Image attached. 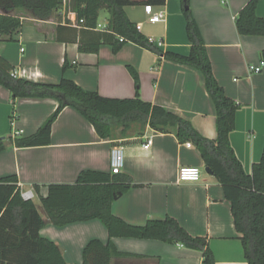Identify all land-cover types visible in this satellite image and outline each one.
Wrapping results in <instances>:
<instances>
[{"label": "crops", "instance_id": "obj_1", "mask_svg": "<svg viewBox=\"0 0 264 264\" xmlns=\"http://www.w3.org/2000/svg\"><path fill=\"white\" fill-rule=\"evenodd\" d=\"M128 1L138 4L124 9L127 18L139 26L144 37L160 43L152 45L159 53L131 42L116 53L108 45H101L97 53H81L77 40H68L67 31L61 32V40L56 39L57 27L72 24L74 18L63 7L46 21L23 11L13 12L12 16L24 23L11 41L0 35V57L20 79L56 84L64 78L84 91L119 100L136 96L135 82L127 69L131 67L138 76L142 101L178 114L204 137L215 139L214 106L201 73L164 57L167 53L189 54L183 1L166 0L164 6L154 7L164 12L163 21L156 24L147 21L145 0ZM248 2L188 0L187 5L200 29L214 78L237 105L229 142L246 174L260 161L264 147V65L259 73L248 70L249 66H260L264 37L239 35L235 27L236 16ZM106 13L105 24L97 22L96 30L107 28ZM256 14L264 18V0H258ZM57 106L53 99L13 101L10 92L0 87V136L34 134ZM148 139L151 144L145 149ZM115 147L123 150L120 174L130 178L131 187L111 203L112 215L136 226L172 217L190 235L206 238L214 264H247L220 184L204 172L205 165L196 148L191 143H180L173 133L140 126L131 134L100 138L76 110L66 107L52 124L49 145L10 146L0 152V178L16 176L21 193L31 190L33 202L39 206L38 194L45 197L50 184H74L84 170L111 174L110 155ZM181 167L198 168L200 179L179 182ZM40 235L61 249L66 264H82V251L90 240L108 241L107 230L98 220L63 227L46 223ZM111 242L123 255L110 264L203 261L200 251L157 240L113 238Z\"/></svg>", "mask_w": 264, "mask_h": 264}, {"label": "trees", "instance_id": "obj_2", "mask_svg": "<svg viewBox=\"0 0 264 264\" xmlns=\"http://www.w3.org/2000/svg\"><path fill=\"white\" fill-rule=\"evenodd\" d=\"M165 1L145 0L143 4L159 8ZM182 1L189 54L167 53L164 57L201 73L214 106L215 139L204 137L178 114L142 101L138 95V76L131 67L127 69L135 82L136 96L119 100L84 91L64 78L56 84L20 79L12 75L14 68L0 57V87L10 92L13 101L18 98L53 99L58 103L55 111L34 134L15 138L0 136V152L10 146L31 148L49 145L52 124L66 107L76 110L100 138L113 137L115 128H122L120 134L124 135L132 123L173 133L180 143H191L196 148L205 167L220 184L230 205L245 262L264 264V147L260 161L252 165L250 174H246L229 142V135L235 127L237 105L215 80L200 29L187 6L188 0ZM137 4L128 0H0V35L11 41L12 35L22 28L24 22L12 16L15 11L46 21L65 7L74 15L76 26H58L56 39L61 40V32L67 31L68 40H77L81 53H97L101 45L110 46L116 53L129 42L159 53L125 14L126 7ZM257 5L258 0H249L236 16L235 27L239 35L264 37V18L257 16ZM101 9L109 15L104 31L96 30ZM130 187L131 180L127 176L84 170L74 184L48 185L45 197L38 194L40 203L36 206L33 201L21 197L16 176L0 178V264H66L61 249L42 237L40 230L46 223L63 227L91 220H98L105 226L108 241L90 240L83 248L82 264H110L112 259L122 256L112 244L113 238L157 240L180 245L200 251L202 264H214L206 238L190 235L172 217L148 220L144 225L136 226L112 215L111 203ZM34 190L37 192L38 187L35 186Z\"/></svg>", "mask_w": 264, "mask_h": 264}, {"label": "built area", "instance_id": "obj_3", "mask_svg": "<svg viewBox=\"0 0 264 264\" xmlns=\"http://www.w3.org/2000/svg\"><path fill=\"white\" fill-rule=\"evenodd\" d=\"M144 12L146 14L147 17V21L150 24H156L159 22H162L164 19V12L161 10H155V8L151 5H145L144 6ZM72 24H68V25H72V26H76V22L75 19L72 17ZM137 30L139 29V26H136ZM139 31V30H138ZM148 43L151 45H156L157 43L149 38L147 39ZM157 45H160V43L158 42ZM264 65V60L262 59L260 62V66H249L248 70L251 73H259L261 71V67ZM12 75L16 77V74L14 72H12ZM151 144V140L148 139L146 144H144V148H148V146ZM124 166V155H123V150L121 147H115L112 149L111 151V155H110V173L112 175H118L121 173L122 168ZM200 175L201 172L198 168L196 167H181L178 170V181L179 182H197L200 179ZM21 197L24 200H30L33 201L35 195L34 193L29 190V191H24L21 193Z\"/></svg>", "mask_w": 264, "mask_h": 264}, {"label": "rangeland", "instance_id": "obj_4", "mask_svg": "<svg viewBox=\"0 0 264 264\" xmlns=\"http://www.w3.org/2000/svg\"><path fill=\"white\" fill-rule=\"evenodd\" d=\"M106 18H107L106 11L101 9L100 10V13H99V18H98V22H99V24L101 26L105 24ZM139 128H140V125L139 124L132 123V124L129 125V129H127L125 133L131 134V133L139 130ZM119 129L120 128H115L113 130V136L114 137H120L121 136Z\"/></svg>", "mask_w": 264, "mask_h": 264}, {"label": "water", "instance_id": "obj_5", "mask_svg": "<svg viewBox=\"0 0 264 264\" xmlns=\"http://www.w3.org/2000/svg\"><path fill=\"white\" fill-rule=\"evenodd\" d=\"M204 172H205L206 174L211 175V171H210L207 167L204 168Z\"/></svg>", "mask_w": 264, "mask_h": 264}]
</instances>
